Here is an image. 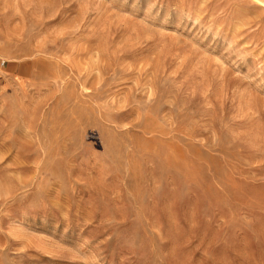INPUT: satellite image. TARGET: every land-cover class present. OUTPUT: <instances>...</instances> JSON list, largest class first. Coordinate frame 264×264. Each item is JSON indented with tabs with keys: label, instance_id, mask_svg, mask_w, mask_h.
I'll use <instances>...</instances> for the list:
<instances>
[{
	"label": "rangeland",
	"instance_id": "rangeland-1",
	"mask_svg": "<svg viewBox=\"0 0 264 264\" xmlns=\"http://www.w3.org/2000/svg\"><path fill=\"white\" fill-rule=\"evenodd\" d=\"M0 264H264V0H0Z\"/></svg>",
	"mask_w": 264,
	"mask_h": 264
},
{
	"label": "built area",
	"instance_id": "built-area-1",
	"mask_svg": "<svg viewBox=\"0 0 264 264\" xmlns=\"http://www.w3.org/2000/svg\"><path fill=\"white\" fill-rule=\"evenodd\" d=\"M2 65L4 64V62L1 63Z\"/></svg>",
	"mask_w": 264,
	"mask_h": 264
}]
</instances>
